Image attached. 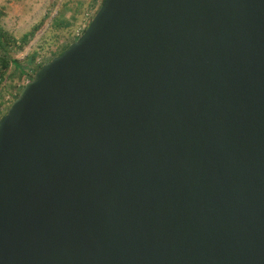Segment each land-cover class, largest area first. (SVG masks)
Here are the masks:
<instances>
[{"label": "water", "instance_id": "95a60500", "mask_svg": "<svg viewBox=\"0 0 264 264\" xmlns=\"http://www.w3.org/2000/svg\"><path fill=\"white\" fill-rule=\"evenodd\" d=\"M0 264H264V0H105L0 120Z\"/></svg>", "mask_w": 264, "mask_h": 264}, {"label": "rangeland", "instance_id": "374dc122", "mask_svg": "<svg viewBox=\"0 0 264 264\" xmlns=\"http://www.w3.org/2000/svg\"><path fill=\"white\" fill-rule=\"evenodd\" d=\"M99 3L100 0H0V27L19 43L10 48L9 57L25 65L37 53L35 67L52 61L84 34L96 16ZM36 27L29 43L21 44L22 37ZM15 68L11 64L3 79L0 71V120L31 81L29 76L21 77ZM30 72L27 74L33 75Z\"/></svg>", "mask_w": 264, "mask_h": 264}, {"label": "trees", "instance_id": "16d2710c", "mask_svg": "<svg viewBox=\"0 0 264 264\" xmlns=\"http://www.w3.org/2000/svg\"><path fill=\"white\" fill-rule=\"evenodd\" d=\"M99 0H95V2H98ZM105 0H100V3L98 5V9L96 11L95 14L98 13L99 9L101 8L102 4L104 3ZM37 31V27L35 29H33L31 32L25 34L22 39H21V44L23 45H27L29 43V41L34 37L35 32ZM18 40L9 35L5 30H3L0 27V49L3 52V57L0 58V71H1V79H3V76L6 74V72L9 70L10 65H14L17 71H19V73L21 74V77H27L29 76L30 80L33 79V75H35V73L43 67V65H38L37 67H35V63L37 60V53H34L33 55H31L28 60L27 63L25 65H22L17 59L11 58L10 56V48L12 46L18 45ZM70 47L67 46L65 48V50L63 52H61L59 54L62 55L68 48ZM20 49H22L21 45H20ZM29 71L33 72L31 74H27L29 73ZM18 97V95L16 96V98ZM4 116V115H3ZM2 116V117H3Z\"/></svg>", "mask_w": 264, "mask_h": 264}]
</instances>
